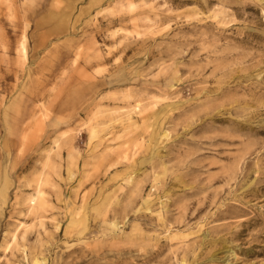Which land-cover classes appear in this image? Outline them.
<instances>
[{
  "label": "rangeland",
  "instance_id": "rangeland-1",
  "mask_svg": "<svg viewBox=\"0 0 264 264\" xmlns=\"http://www.w3.org/2000/svg\"><path fill=\"white\" fill-rule=\"evenodd\" d=\"M0 264H264V0H0Z\"/></svg>",
  "mask_w": 264,
  "mask_h": 264
}]
</instances>
